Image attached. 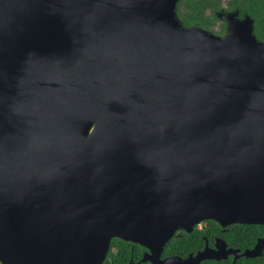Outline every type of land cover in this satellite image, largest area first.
<instances>
[{
	"label": "water",
	"instance_id": "water-1",
	"mask_svg": "<svg viewBox=\"0 0 264 264\" xmlns=\"http://www.w3.org/2000/svg\"><path fill=\"white\" fill-rule=\"evenodd\" d=\"M176 2L0 0V264H103L115 237L156 257L204 219L264 223V42L184 27ZM229 253L264 237L163 261Z\"/></svg>",
	"mask_w": 264,
	"mask_h": 264
},
{
	"label": "flooded vegetation",
	"instance_id": "flooded-vegetation-1",
	"mask_svg": "<svg viewBox=\"0 0 264 264\" xmlns=\"http://www.w3.org/2000/svg\"><path fill=\"white\" fill-rule=\"evenodd\" d=\"M176 16L180 24L184 27H195L224 36L228 27L233 22H244L250 25L253 34L257 40L264 42V0H177L175 6ZM212 219H204L191 226L177 228L170 238L164 243L160 255L156 257L151 252L149 246L131 240H124L119 237L112 239L110 249L103 264H195L193 262H175L163 261L166 258L179 256L185 258L196 256L207 247L209 250H215L220 238H224L228 247L245 248L240 245H231L223 236L230 230V225L222 226L219 222L212 223ZM215 221V220H214ZM124 240L129 243L128 252L122 251L115 243L118 240ZM113 243V245H112ZM183 243H187L181 248ZM213 252H206L205 255ZM253 258L245 255L235 258V254L229 253L226 258H215L206 256L201 258L197 264H218L223 259H230L235 264L241 258Z\"/></svg>",
	"mask_w": 264,
	"mask_h": 264
},
{
	"label": "trees",
	"instance_id": "trees-1",
	"mask_svg": "<svg viewBox=\"0 0 264 264\" xmlns=\"http://www.w3.org/2000/svg\"><path fill=\"white\" fill-rule=\"evenodd\" d=\"M212 223H216L213 219L211 220ZM230 230L226 233H223V236L229 241L231 245H240L242 247H251L257 242L259 237H264V223L262 224H245V223H237L231 224ZM117 239V238H114ZM122 251L128 252L129 243L124 240H118V243H115ZM113 245V243H112ZM186 245V248H183ZM188 245L183 243L181 245L183 250H188ZM218 264H232L230 259H223ZM235 264H264V254L261 256L253 257V258H241Z\"/></svg>",
	"mask_w": 264,
	"mask_h": 264
}]
</instances>
